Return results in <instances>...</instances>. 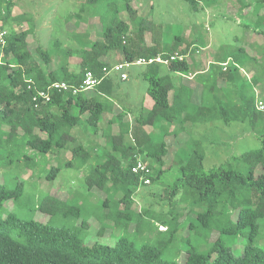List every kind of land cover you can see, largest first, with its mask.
I'll return each instance as SVG.
<instances>
[{"label": "trees", "instance_id": "16d2710c", "mask_svg": "<svg viewBox=\"0 0 264 264\" xmlns=\"http://www.w3.org/2000/svg\"><path fill=\"white\" fill-rule=\"evenodd\" d=\"M134 1L107 0V19L104 15L99 18L102 40L93 38L88 22L92 10L105 0H83L79 11L72 14L80 18L79 24L87 23L85 30L79 24L76 31L71 30L77 46H64L56 40L52 48H45L37 42L34 53L30 48L33 24L21 31H8L5 43H0V264H264V110L257 107L258 101L264 100V0H231L246 11L252 2L261 5L258 23H243L255 30L257 41L223 46L218 55L223 60L210 62L206 70L195 66L194 55L201 49L194 40L183 47L185 38L177 36L171 47L163 50L155 42V33L148 40L150 29L137 15ZM188 1L199 9L225 0ZM15 2L0 0V20L6 28ZM122 11L129 12L134 28L121 18ZM114 50L123 54V61L177 51L188 54L184 61H174L168 67L184 80L177 85L171 74H161L162 64L146 65L144 76L149 80L153 107L132 120L126 119L128 113L122 110L110 117L105 128L100 126L104 115L112 113L114 106L116 77L112 75L96 86L95 94L54 91L50 101L36 106L29 80L40 88L57 80L80 84L87 70L100 75L110 63L104 58ZM229 58L234 63L230 61L225 69L223 63ZM250 67L257 70L253 73L255 85L261 86L247 91L239 81L243 79L241 69ZM192 75V81L185 77ZM217 119L248 122L262 145L232 156L206 174L202 141L190 137L183 143L172 138L189 130L187 122ZM81 125L91 127L103 141L79 143L73 129ZM146 126L160 135L147 132ZM129 134L132 141H126ZM63 149L72 154L63 165L86 168L83 177L89 192L93 194L97 188L105 193L96 202L105 212L96 219L99 227L95 233L91 219L82 216L86 199L77 195L63 199L36 192V205L27 216L23 196L31 179L24 173L31 171L30 176L55 180L62 167L50 163L48 154ZM168 155L181 158L182 163V174L166 199L168 209L135 208V194L147 178L152 183L156 163L159 171L165 169ZM139 160L148 171L132 170ZM6 166L14 167L16 173L11 178L2 173ZM37 212L47 214L48 219L39 220ZM58 216L74 217V227L55 224ZM159 224L166 230H160ZM184 226L189 233L180 235ZM201 230L208 236L194 241L193 236ZM215 230L216 239L203 249ZM146 231L148 236L142 237L149 241L139 243V235Z\"/></svg>", "mask_w": 264, "mask_h": 264}, {"label": "rangeland", "instance_id": "374dc122", "mask_svg": "<svg viewBox=\"0 0 264 264\" xmlns=\"http://www.w3.org/2000/svg\"><path fill=\"white\" fill-rule=\"evenodd\" d=\"M15 1L16 5L13 17L7 25V29L8 31H21L33 24L35 34L30 37V48L34 53H36L35 47L37 42L45 48H52L56 40H60L64 46H77L78 39L72 37L70 34L71 30L76 31L78 27L85 30L87 23L81 21L79 24L80 18L77 16L72 17V14L79 11L83 0ZM116 2L122 3V0H116ZM133 4L138 9L137 15L145 19V23L150 29L146 34L148 40L155 33V42L161 50L170 48L177 36L185 38L183 40V47L186 46V43L194 40V45L201 49L198 58L205 68L208 66L210 60L217 58L219 52H222L223 46L230 44L236 47L246 44L247 41L248 43L257 41L253 39L255 30L248 29L243 23H251L252 25L258 23L257 18L260 4L252 2V7L249 11L241 9L240 3L234 6L231 0H225L210 7L202 8L201 5L199 9L193 8L188 0H136ZM262 9H264V6ZM92 14L94 15L91 16L88 22L90 24L89 32L93 34V38L102 40L103 35L99 18L100 15H104L103 18L107 19V0L95 7L92 10ZM223 14L227 17L224 18ZM19 16H24L26 19L20 21L18 20ZM120 16L124 21L129 22L133 28L135 27V22L130 17L129 12L122 11ZM1 52L2 50L0 49V60ZM230 60L232 65L234 60L232 58ZM74 61L78 62L76 59ZM146 68V65H131L125 69L129 75L127 80H122L119 76L114 80L115 86L112 91V98L122 108L130 110L133 113L132 117L139 115L142 112L140 110H145L142 104L145 102V99L148 100V96L152 99L148 94L149 80L144 76ZM251 70L252 67L241 69L243 79L239 83L247 91H252L253 88L261 86V84L255 85L253 79V73L255 74L257 70L254 69L253 73H251ZM164 72H166L165 67L161 69V73ZM172 75L173 79L178 76L177 74ZM89 90L87 94H90L95 89ZM100 126L102 128L107 126V115ZM186 127L189 130L180 134L178 139H184L183 141L185 142V139L193 137L202 141V150L204 152L203 172L206 174L209 173L211 168L226 164L232 156L250 149L259 148L262 145L261 138L252 130V126L248 122L231 121L227 123L223 119H217L213 122H187ZM147 128L149 130L148 126ZM73 133L77 136L78 142L82 144L103 141L102 137H99L91 127L76 126L73 129ZM156 135H160V132ZM127 138L132 141L131 134ZM71 157V152L66 149L55 150L48 154L50 163L54 162L60 164L62 167L61 172L53 181L47 180L45 176L41 178L30 176L31 171L25 172V176L30 177L31 181L26 183L23 204L27 216H30L32 215V208L36 205L34 196L39 191L49 192L63 199L73 197L74 195L79 196L78 198H85L86 202L81 207L83 211L82 216H88L91 219L90 222L93 224L92 232L95 233L99 227L96 219H99L100 215L105 212L101 208L100 203L97 204L96 202L99 198L104 197L105 193L97 188L93 190V194L89 192L83 177L86 168L76 169L63 165V162ZM180 160L181 158L179 157L172 158L168 155L165 157L166 167L162 171H159L160 165L155 164L152 183L141 186L134 196L135 208L139 210L145 208L153 211L168 209L169 200L166 199H168L170 192L173 190L176 180L182 174V163ZM13 168V166H6L2 170V173L6 172V178H11L16 173ZM120 195L121 193L118 194V197ZM185 211L180 217L182 221L186 217ZM35 217L42 221L48 219V215L42 212H37ZM75 221V218L72 216H58L54 220L55 224L65 225L69 228L74 227ZM158 228L166 230L167 227L159 224ZM148 233L149 231L140 235L137 233L140 237L138 242L149 241L142 237L148 236ZM188 233L189 229L187 226L182 227L179 231L180 235ZM198 234L197 236H193L194 241L203 240L209 233L201 230ZM217 235V231H213L208 237V242L204 243L202 248H208L211 241L215 240ZM150 242L156 243L157 241L150 240ZM183 258L184 256H181V260Z\"/></svg>", "mask_w": 264, "mask_h": 264}, {"label": "built area", "instance_id": "2783aa9c", "mask_svg": "<svg viewBox=\"0 0 264 264\" xmlns=\"http://www.w3.org/2000/svg\"><path fill=\"white\" fill-rule=\"evenodd\" d=\"M8 35V29L3 24L2 20H0V43L4 44L6 36ZM188 57V54L174 52V53H165V54H157L155 56L149 57H139L134 61H123L117 62L112 65H105L102 68L101 74H97L93 70H87L84 74L83 80L80 84L71 83L68 81H53L48 84L46 87L40 88L35 85L33 80H29L28 88L34 91V100L36 101V106H39L40 103H45L51 100L52 93L54 91L59 92H71L72 94H78L82 91H87L89 89L95 88L98 84H100L105 78H107L111 73L120 74L121 79L126 80L128 78V73L125 69L131 65H151V64H162L167 67L174 61H184ZM230 59L224 62V68L230 64ZM257 107L260 110H264V100L260 99L257 103ZM134 172L140 171H148L146 164L139 160L132 167ZM146 184H150V178L145 180Z\"/></svg>", "mask_w": 264, "mask_h": 264}, {"label": "crops", "instance_id": "0c3cea01", "mask_svg": "<svg viewBox=\"0 0 264 264\" xmlns=\"http://www.w3.org/2000/svg\"><path fill=\"white\" fill-rule=\"evenodd\" d=\"M249 24H251V23H249ZM252 25V24H251ZM248 29H252V30H254L252 27H250V28H248ZM255 32V31H254ZM255 35V34H254ZM255 37V36H254ZM253 39H255V38H253ZM199 53L200 52H197L195 55H194V63H195V66L197 67V66H199L198 68H200V69H202V68H205V67H203V65H202V63L200 62V60H199ZM216 59H220V60H223V57H221V56H218L217 55V58H215V59H213V60H210L209 61V63L210 62H212V61H215ZM230 59V58H229ZM104 60H107L108 62H110L108 65H112V64H115V63H117V62H123V60H125L124 59V56H123V54L120 52V51H118V50H114V51H111L108 55H107V57H105L104 58ZM209 63H208V66H209ZM208 66L205 68V70L208 68ZM165 67V69H166V72H164V73H161V74H171V76L173 77V75L172 74H176V73H171L170 71H169V68L167 67V66H165V65H161V69L162 68H164ZM255 69V68H254ZM253 68H252V70H251V73H253V70H254ZM110 75H112L113 77H120V74H118V73H111ZM109 75V76H110ZM178 76H176V77H178V78H176L175 77V79H174V81H175V83L177 84V85H179L184 79L182 78L183 77V75H181V74H177ZM108 76V77H109ZM185 77H187V78H189V81H192V78L194 77V75H192V76H185ZM128 78H129V75H128ZM127 78V79H128ZM126 79V80H127ZM123 80V79H122ZM96 88V87H95ZM95 88H93V90L95 89ZM88 91H90V90H88ZM95 92V90L94 91H91V93L90 94H95L94 93ZM86 94H87V91H86ZM90 94H87V95H89L90 96ZM148 94H149V92H148ZM150 95V94H149ZM151 97V96H150ZM147 102V103H146ZM153 104H154V101H153V99H151V98H149V96H148V100L147 99H145V102L142 104V107H143V109H145V110H140V112L141 113H146V111H148V110H150L152 107H153ZM147 109V110H146ZM122 110H125L124 108H122V106H120L119 104H117L115 101H114V106H113V112L112 113H110V112H107V113H105V115H104V117L107 115V121L110 119V117L113 115V114H116V113H118V112H120V111H122ZM128 114H127V116L125 117L126 119H129V120H132V119H134L135 118V116H137V115H135L134 117H132V115H133V113L129 110H125ZM103 120H104V118H103ZM149 127V130H148V128H147V126L145 127V130L147 131V132H153V133H155V134H158L159 133V131L157 130V129H154L153 127H151V126H148ZM116 129V128H115ZM128 135L126 136V141H130V140H128ZM179 138V136L177 137V138H172V139H178ZM133 140V139H132ZM184 140V139H183ZM183 140H177V141H180V142H184ZM186 140V139H185ZM176 146H177V144H175Z\"/></svg>", "mask_w": 264, "mask_h": 264}]
</instances>
